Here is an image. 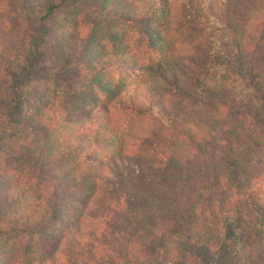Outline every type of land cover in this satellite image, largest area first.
I'll use <instances>...</instances> for the list:
<instances>
[{
	"label": "trees",
	"instance_id": "16d2710c",
	"mask_svg": "<svg viewBox=\"0 0 264 264\" xmlns=\"http://www.w3.org/2000/svg\"><path fill=\"white\" fill-rule=\"evenodd\" d=\"M13 1L21 11L0 22V264H68L58 252L63 239L79 245L84 264H144L155 255L170 264H249L238 251V170L264 148V118L245 107L264 106V76L247 77L244 95L229 85L249 41L264 39V0L0 4ZM85 9L106 24L92 15L85 22ZM201 37L216 45L205 59ZM50 53L56 64L84 59V82L64 96L38 74ZM253 55L264 64V53ZM121 112L155 118L157 127L133 137L145 149L162 143L165 154L125 150L131 132ZM216 140L212 165L206 149ZM193 149L205 159L200 173L182 166ZM31 163L57 168L50 220L45 193L27 180ZM117 203L134 229L100 250L90 227Z\"/></svg>",
	"mask_w": 264,
	"mask_h": 264
},
{
	"label": "rangeland",
	"instance_id": "374dc122",
	"mask_svg": "<svg viewBox=\"0 0 264 264\" xmlns=\"http://www.w3.org/2000/svg\"><path fill=\"white\" fill-rule=\"evenodd\" d=\"M21 3L18 1H13L11 5H1L0 4V22L2 20L9 21L6 16H11L10 11L14 10L16 13L20 12L22 7ZM85 9L84 15H88V18L85 22L89 21V18L97 21H101L102 24H106V19L98 13V11H93ZM15 15H18V13ZM258 25H261V22L258 21ZM262 27V25H261ZM187 28V27H186ZM184 28L181 31L182 38L186 39L187 34L192 33L188 28ZM82 33H85L82 31ZM196 33V32H195ZM209 38H200V44H198L197 51L202 54L204 59L211 50L214 48V43L208 42ZM204 43L206 44L204 46ZM251 44V46H250ZM210 45V48H209ZM264 39L256 38V36L249 41L246 46V53L239 57L234 63V77L233 85H229L231 91H235L236 95L245 94L247 90V77L258 75L264 76V64L254 59L256 52L260 51V53H264ZM262 48V49H261ZM112 49V48H111ZM205 51L207 52L205 54ZM56 57L55 53H50L45 55V62L43 66L39 67V76L42 79H46L48 82V89L50 93H56L57 91L64 94L68 93L69 90L79 87L82 84L87 76L84 67V59L80 57H76L67 63H54L52 59ZM203 59V60H204ZM42 63V62H41ZM253 68V69H252ZM249 70L252 73H249ZM264 86V84H263ZM264 89V87H262ZM248 107L253 114V119L264 118V106L259 103L253 104V107ZM119 120L125 127L130 130L129 137L125 140L124 149L130 153L136 152H152L155 153L158 157L165 154L167 147H161L157 142L156 144H149L151 148L156 147L155 150H152L150 147L145 149L140 141L134 138L133 133H145L146 129L150 127H157L156 125L159 122L151 117V116H143L139 118H134L128 113H118ZM264 122V121H263ZM87 124L90 123H86ZM160 127L161 124H160ZM262 128L264 129V123L262 124ZM7 142V141H6ZM4 141L5 144L6 143ZM148 145V141L145 142ZM217 143L216 148L207 147L206 152V163L215 165L214 161H218L219 150H220V140H216ZM204 159V158H203ZM202 156L196 149H193L186 160H184V164L182 166H187V170L189 173H200V167L203 164ZM28 176L27 180L33 183L38 192H43L44 197L43 203L41 205V210L46 213L45 218L50 220L52 211L51 205L56 204V198L53 197L52 190L53 187H57V181L55 177V171L57 168L51 166H43V165H35L29 164L28 166ZM209 169H216L213 166L209 167ZM238 190H239V203H238V219H237V228L239 231L240 243L243 247H241L238 251L242 253L241 261L243 262L247 256L250 257L249 264H264V245L260 246L256 240L259 237L263 236L262 232L264 230V225L261 226L260 221L264 222V148L255 146L254 151L250 154V161L245 168H239L238 170ZM155 202V201H154ZM58 203V201H57ZM120 209V210H119ZM101 212V211H100ZM99 220L91 225L90 230V238L94 241V247L104 250L109 244L115 243V241H119L118 243H124L126 238H123L121 235L125 231H132L134 226L130 225L128 222H125L124 216L121 214V205L119 203L113 204V209L105 208L99 215ZM146 222L142 223V226L145 225ZM260 223V224H259ZM43 225V221L40 223V226ZM261 229V232H260ZM70 242L67 239H63L60 241L58 245V252L62 253L63 256L66 257L68 264H84L85 262L81 261L77 257V252L79 249V245H70ZM50 246L48 243L44 242L40 247V250L47 251L48 253ZM98 261V259H97ZM170 259L163 257L161 255H155L151 257L144 264H170ZM91 264H100L99 261Z\"/></svg>",
	"mask_w": 264,
	"mask_h": 264
}]
</instances>
